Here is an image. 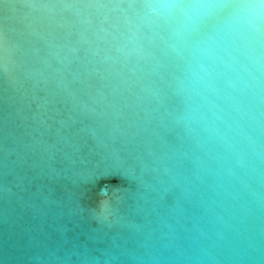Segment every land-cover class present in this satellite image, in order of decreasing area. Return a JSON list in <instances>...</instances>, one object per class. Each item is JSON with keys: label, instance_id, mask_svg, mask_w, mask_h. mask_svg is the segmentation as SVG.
<instances>
[{"label": "water", "instance_id": "95a60500", "mask_svg": "<svg viewBox=\"0 0 264 264\" xmlns=\"http://www.w3.org/2000/svg\"><path fill=\"white\" fill-rule=\"evenodd\" d=\"M0 264H264V0H0Z\"/></svg>", "mask_w": 264, "mask_h": 264}, {"label": "snow or ice", "instance_id": "6c2138e0", "mask_svg": "<svg viewBox=\"0 0 264 264\" xmlns=\"http://www.w3.org/2000/svg\"><path fill=\"white\" fill-rule=\"evenodd\" d=\"M110 178H114L112 176V174H110V173H101V174L95 176L94 179L96 181H101V180L110 179ZM101 191L103 192V191H105V189L104 188H101Z\"/></svg>", "mask_w": 264, "mask_h": 264}]
</instances>
